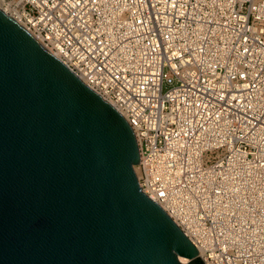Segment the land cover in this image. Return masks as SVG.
Instances as JSON below:
<instances>
[{
    "label": "built area",
    "instance_id": "obj_1",
    "mask_svg": "<svg viewBox=\"0 0 264 264\" xmlns=\"http://www.w3.org/2000/svg\"><path fill=\"white\" fill-rule=\"evenodd\" d=\"M1 1L127 121L204 264H264V0Z\"/></svg>",
    "mask_w": 264,
    "mask_h": 264
},
{
    "label": "water",
    "instance_id": "obj_2",
    "mask_svg": "<svg viewBox=\"0 0 264 264\" xmlns=\"http://www.w3.org/2000/svg\"><path fill=\"white\" fill-rule=\"evenodd\" d=\"M138 161L123 116L0 8V264H204Z\"/></svg>",
    "mask_w": 264,
    "mask_h": 264
},
{
    "label": "bare ground",
    "instance_id": "obj_3",
    "mask_svg": "<svg viewBox=\"0 0 264 264\" xmlns=\"http://www.w3.org/2000/svg\"><path fill=\"white\" fill-rule=\"evenodd\" d=\"M0 8L3 9L4 11H7V8H5L3 5H2V1L0 0Z\"/></svg>",
    "mask_w": 264,
    "mask_h": 264
}]
</instances>
